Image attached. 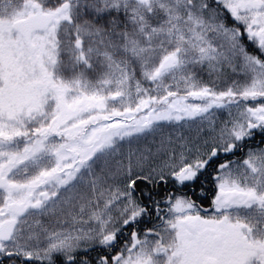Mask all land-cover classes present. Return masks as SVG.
<instances>
[{"label": "snow or ice", "instance_id": "6c2138e0", "mask_svg": "<svg viewBox=\"0 0 264 264\" xmlns=\"http://www.w3.org/2000/svg\"><path fill=\"white\" fill-rule=\"evenodd\" d=\"M0 264H264V0H0Z\"/></svg>", "mask_w": 264, "mask_h": 264}]
</instances>
